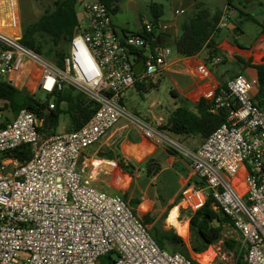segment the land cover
Returning a JSON list of instances; mask_svg holds the SVG:
<instances>
[{"label": "built area", "instance_id": "built-area-1", "mask_svg": "<svg viewBox=\"0 0 264 264\" xmlns=\"http://www.w3.org/2000/svg\"><path fill=\"white\" fill-rule=\"evenodd\" d=\"M3 1L16 6L18 33L0 30V79L35 95L72 86L95 100L98 109L79 130L43 137L42 121L34 113L22 110L7 120L0 100V264H99L108 254L114 256L113 264H203L196 253L159 247L150 226L122 194L107 193L83 179L80 160L85 151L123 120L155 145L189 160L190 177L178 206L195 213L211 202L240 235L245 264H264V104L252 94L256 81L240 74L225 88L204 85L203 98L213 102L211 111L225 108L229 115L199 147L189 150L169 137L160 122H145L123 104L126 92L157 82L169 49H152L142 33L122 36L103 3L82 0L79 26L60 68L21 43L19 1L0 0V16L6 13ZM233 14L230 7L222 12L218 31L229 27ZM153 29L146 23L143 31ZM141 49L145 53L139 59ZM140 60L143 67L135 73ZM224 60L216 54L197 67L196 77L207 81L211 68ZM49 107L55 109V101ZM25 144L33 150L26 164L8 155ZM210 250L207 264L237 262L234 253L223 250L222 241Z\"/></svg>", "mask_w": 264, "mask_h": 264}, {"label": "trees", "instance_id": "trees-1", "mask_svg": "<svg viewBox=\"0 0 264 264\" xmlns=\"http://www.w3.org/2000/svg\"><path fill=\"white\" fill-rule=\"evenodd\" d=\"M99 1L108 8L113 16L120 11V0ZM81 2L82 0H55L53 6L45 9L36 21H23L21 23V43L62 68L63 59L67 54L69 44L79 26L78 6ZM150 10L152 15L151 23L154 29L150 33L143 31L142 35L148 40L150 47L154 49L158 46L156 40L157 27L163 17L164 5L162 3H152ZM221 15L222 12H212L202 3L196 2L192 9L184 15V20L180 26L181 35L173 43L175 53L181 57L189 58L197 55L207 46L209 58L218 53L223 55L217 48L215 40V35L218 32L217 25L220 22ZM240 17L243 18V22L250 21L259 24L264 33V26L253 15L241 11ZM243 22L237 24L234 32H244L241 27ZM144 53L145 50L141 49L136 52V55L139 59H142ZM236 61L244 64L245 67H251L256 70L258 93L255 100L262 106L264 104V62L253 64L252 60L245 61L241 57H236ZM240 74L242 73L238 72L234 76ZM136 87L144 88V84H139ZM225 87L226 83L220 86V88ZM170 93L176 99L178 106L170 113L162 129L177 136H200L204 140L226 123L229 115L228 109H219L217 113H213L211 111L213 104L211 100L202 97L197 102H192L180 97L174 89H171ZM0 100L5 102L4 109L6 110L7 120H11L22 110L34 113L37 119L42 121L39 132L43 137H49L57 133L61 115H68L70 126L67 132H71L82 128L98 109V103L95 100L88 98L84 93L72 86H67L64 92L49 94L46 99L42 100L37 95L31 94L26 90L16 89L2 79H0ZM52 100L56 103L55 109H50L49 107ZM172 151L174 150L168 148L170 154H172ZM174 153L182 155L179 152ZM8 155L17 159L20 163L26 164L31 160L33 150L30 144H25L10 151ZM182 157L184 156L182 155ZM117 162L133 178L139 169H144L147 178H153L162 171L161 165L154 158H148L142 164H133L118 156ZM177 177L176 172L170 170L164 172L160 177L161 179L159 178L163 192H166V198L174 194ZM123 196L127 200V193ZM159 198L167 204L164 200V194L160 193ZM179 199L180 196L169 206V210L178 204ZM129 202L134 211L148 225H151L150 232L159 247L162 249L171 247L170 251L172 252H182L188 255L182 236H179L174 229L165 230L161 225H153L154 216L152 210L146 204H141V198H131ZM215 219L219 220V226L215 225ZM227 228H232L229 219L220 211L213 210L211 202H208L195 213H190L189 231L192 250L196 254H202L212 245L222 241L223 250L235 254L237 258L236 264H245L243 254L240 252L241 241L226 237L225 231ZM114 262L115 258L112 254L105 255L99 260V264H113Z\"/></svg>", "mask_w": 264, "mask_h": 264}, {"label": "rangeland", "instance_id": "rangeland-1", "mask_svg": "<svg viewBox=\"0 0 264 264\" xmlns=\"http://www.w3.org/2000/svg\"><path fill=\"white\" fill-rule=\"evenodd\" d=\"M19 1V21L20 24L25 22H33L36 21L41 14L44 12L45 9L51 8L55 0H18ZM198 2L202 3L206 8L210 9L212 12H219L223 5L230 0H197ZM254 3L257 5H251L246 0H232V5L238 11H242L244 8L247 7V11L251 14H257L259 17V21L264 23V0H254ZM137 3V4H136ZM152 3H162L164 5L165 10H169L172 7V0H133L132 5L130 8L127 7V0H120V11L114 16L116 20H122L129 23L131 28H134L136 25L139 24V15H144L145 19L149 21L152 19L150 13V5ZM2 4H6V13L0 16V30L6 33H13L16 35L18 33L16 24H17V9L16 6L10 7L6 1H3ZM261 4V5H260ZM136 6H140V11L142 14H139L138 10H136ZM192 9V8H190ZM189 11V10H188ZM82 7L81 3L78 6V14H81ZM10 24V26H8ZM119 33L122 34L121 28H117ZM243 30L245 34L239 38L237 41L242 47L250 48L256 39L259 36V32H261L262 27L258 24L253 22H245L243 25ZM229 34L228 29L220 30L216 33V39L221 40L225 36ZM172 53H175L173 45L169 46ZM257 62L262 63L263 60L257 59ZM232 77L238 73L236 70H231ZM241 73H243L241 71ZM173 83L171 82L168 75L162 73L156 83H151V81H147L144 84V88L135 87L134 89L126 92L125 96L123 97V104L126 106L127 110L132 113L137 118L148 122L152 116L157 115L160 116H168L170 111L174 109V99L171 96V89H173ZM38 98L44 100L47 98V94L38 91L37 94ZM154 104V105H153ZM166 119L159 120L162 124V127L166 123ZM70 126L69 117L66 114L61 115L59 126L57 128V133H64ZM167 135L172 139L176 140L177 142L181 143L182 146L186 149L193 150L195 147L202 144L203 139L200 136H177L172 133L167 132ZM120 143L114 144L112 146V151L110 153L107 152V148L100 147V144H94L90 146L86 152L83 154L80 160V166L82 169V176L85 181H88L90 184L103 189L107 193H120L124 195L127 193L129 201L131 198H143L150 199L149 207L152 210V214L154 216L153 225H161L165 230L174 229L176 232L177 230L170 226L167 222V216L170 212L169 206L173 203L166 204L162 199L159 198L160 193L164 194L166 198V192H163V188L161 187L160 179L158 181H153L150 184V180L146 179L143 172H136L135 177L133 178L127 172L123 170V168L119 165L116 161L119 155V145ZM145 145V144H139ZM165 152H159L156 155L148 158H154L156 162H158L163 168H167L169 166L177 167L176 170L183 175L184 177L188 174V164L185 160L183 163H178L179 161H171L170 156L177 155L172 151V154L168 152V147L165 145H160ZM98 151L96 154L95 151ZM125 152V151H124ZM126 153V152H125ZM180 153V152H179ZM96 154V155H95ZM127 154V153H126ZM181 154V153H180ZM128 155V154H127ZM178 157L182 158V155ZM129 160L128 163H140L142 164L148 158H143L142 160H136L132 156L128 155ZM90 159V160H87ZM104 162L99 167L93 165V163ZM110 161H114L116 163L112 164ZM108 163V164H106ZM109 164H111L112 167ZM107 167V168H106ZM109 167L116 168L117 171L121 175H125L127 177V186L122 188L117 185L116 183V172L109 171ZM99 168V169H98ZM183 169V170H182ZM174 169V171H176ZM170 171V170H169ZM140 173V177L138 174ZM179 178V176H178ZM131 180H133L131 182ZM180 187H178L179 189ZM178 207V216L179 221L181 223L187 222L188 224V231L185 234H177L182 236L188 255L195 256V252L191 248V234L189 231V215L190 213L183 209L181 206L175 205L174 207ZM138 211V208H137ZM149 226H151L149 224ZM225 235L228 238H233L235 240H240V235L233 230L232 228H227L225 231ZM171 250V247L168 248ZM210 248L208 249V251Z\"/></svg>", "mask_w": 264, "mask_h": 264}, {"label": "crops", "instance_id": "crops-1", "mask_svg": "<svg viewBox=\"0 0 264 264\" xmlns=\"http://www.w3.org/2000/svg\"><path fill=\"white\" fill-rule=\"evenodd\" d=\"M246 1L251 5L252 4L257 5V3L253 2L254 0H246ZM196 2L198 1L197 0H172L171 9L165 10L164 8L163 17L159 21L158 27H157L156 40H157L158 46H162L170 50L169 46L173 45L174 41L181 35L180 26L184 20L185 13L188 10H190V8H192L196 4ZM132 3H133V0H127V7L130 8ZM228 7L234 10V14L232 15L231 20L229 22V27L227 28L229 30V34L225 36L224 38H222L221 40H217L216 35H215V40L217 42V48L221 51V53H223V55L225 56V60L223 64L217 67L211 68V77L207 81H203L200 78L196 77L195 75V71L200 64H203V63L208 64L210 62V58L208 57V47L207 46H205L201 50L200 53H198L197 55L193 57H189V58L181 57L177 55L176 53H172V51L170 50V54L166 58V64L164 66L163 73L169 76L174 86L173 89L177 92V94L180 97L188 99L192 102H197L200 98L203 97V87L207 82L211 83L214 88H218L222 84L227 83V81L230 78H232V75L230 73L231 70H236L237 72L242 71L243 72L242 75H245L251 81H256V78H257L256 70L251 67H245L244 64L237 62L236 57H241L245 61L252 60L253 64L260 63L256 61L257 59H260V58L264 62V33L262 32V30L261 32H259L258 38L256 39V41L253 43V45L250 48L242 47V45H240L237 40L241 38L245 34V32L243 33L234 32V30L237 27V24L239 22H243V18L240 17L241 10L238 11L237 9H235V7H233L232 5V1L230 0L229 2L223 5L222 9L219 12H223ZM140 9H141L140 6L139 7L136 6V10H138L139 14H142ZM242 11L247 14H250L247 11V7L244 8ZM150 13H151V10H150ZM253 16L256 18L258 22H260L257 14H254ZM139 20H140L139 24L136 25L134 28H131L128 22L122 21V20H116L114 19V16H113V22L116 28H121L122 36H126L132 33H135V34L142 33L144 29V25L146 23H151L152 19L147 21L144 15H139ZM244 23L245 22H243V24L241 25L242 29H243ZM261 24L264 26V23H261ZM35 73L37 74V71H35ZM257 93H258L257 86H254V89L252 92L253 96L256 97ZM173 99L175 101L173 110H175L178 105H177L176 99L175 98ZM172 111H170V113ZM170 113L168 114V116L162 115L158 117L157 115H154L151 117V119L148 120V122L155 123V122H159V120H163V119L167 120ZM117 143H120L118 156H120L125 161L129 160L128 155L135 158L132 155V153H130L127 149V148H132L133 146H137V147L146 146V147L152 148L151 152L143 157L145 159L148 157H152L153 155H156L159 152L161 153L165 152L161 146H157L152 141L144 138V136L134 126L130 125L129 127H126L124 120L121 121L118 124V126L107 137H105L103 140L99 142L100 144L99 149L100 147L107 148L108 149L107 152L110 153L112 151V146ZM139 144H145V145H139ZM99 149L95 151L96 154L98 153ZM178 156L179 155H177V157L175 155H171L170 159L171 161H176V162L179 161L178 162L179 164L183 163V160L187 162L189 171L185 177L176 170L177 167H173V166H169L167 168H163L161 166L162 171L153 178H147L145 176L146 179L150 180V184H151L153 183L154 180L158 181V179L161 177V175L164 172L169 171V170L174 171V169L176 170L174 172H176L179 178L177 177L176 189L174 191V194L164 199L167 202V204L175 202L177 197L180 195V192L185 182L190 177L189 160L184 155H183L184 157L182 158ZM135 159L139 160L137 158ZM87 160H90V159H87ZM116 161H118V158L116 159ZM96 162L102 163V164L104 163V162H99V161H96ZM110 162L116 163L114 161H110ZM109 165L112 166L111 164ZM112 167H115V166H112ZM139 172H143V174L145 175L144 169L139 170ZM138 177H140V173L138 174ZM132 181L133 180H131V182ZM178 187L180 188L178 189ZM141 204H146L149 207L150 199L148 198L146 199L145 197H143ZM202 254L204 255L205 253H202ZM202 254H197V255L200 256Z\"/></svg>", "mask_w": 264, "mask_h": 264}, {"label": "bare ground", "instance_id": "bare-ground-1", "mask_svg": "<svg viewBox=\"0 0 264 264\" xmlns=\"http://www.w3.org/2000/svg\"><path fill=\"white\" fill-rule=\"evenodd\" d=\"M128 151L130 153H132V155L141 160L144 156H146L147 154H149L152 150V148H149V147H146V146H140V147H137V146H133L132 148H127ZM102 163H93L94 166L96 167H99ZM107 168V167H106ZM99 169V168H98ZM110 171H114L116 172V176H115V179H116V183L118 186L122 187V188H125L128 184L127 182V177L125 175H121L116 168H109ZM178 207H173L168 216H167V219H166V222L174 227L177 232L179 234H185L187 231H188V224L187 222H184V223H181L178 219ZM203 256V257H202ZM213 256V252L210 250V251H207L205 252V254L203 255H200V259H201V262L203 264H207L209 262V260L212 258ZM204 258V260H203Z\"/></svg>", "mask_w": 264, "mask_h": 264}, {"label": "water", "instance_id": "water-1", "mask_svg": "<svg viewBox=\"0 0 264 264\" xmlns=\"http://www.w3.org/2000/svg\"><path fill=\"white\" fill-rule=\"evenodd\" d=\"M143 64H144V61L143 60H140L135 66H134V72L135 73H139L143 67ZM198 185H201L200 183ZM214 223L216 226H219L220 225V222L218 219H215L214 220Z\"/></svg>", "mask_w": 264, "mask_h": 264}]
</instances>
